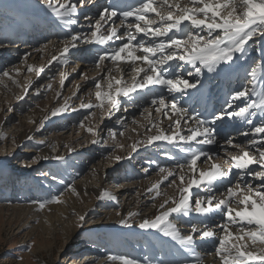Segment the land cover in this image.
<instances>
[{
    "label": "snow or ice",
    "instance_id": "1",
    "mask_svg": "<svg viewBox=\"0 0 264 264\" xmlns=\"http://www.w3.org/2000/svg\"><path fill=\"white\" fill-rule=\"evenodd\" d=\"M86 2L57 0L53 3V0H45V7L64 26H69L78 23V5L83 7ZM114 18L120 20L119 25H116ZM85 20H88L87 16ZM105 25H108L106 29ZM254 37L264 39V0H137L134 5L119 12L115 6L103 8L88 33L69 31L60 43L63 45L62 56L77 48L81 42L95 44L103 49L95 57L98 77L93 78L95 99L99 103L94 105L82 101L79 108L103 109L106 104L107 116L110 118L113 112L121 110V98L130 100L134 95L145 90L151 91L154 87L164 89L168 95H185L189 90L202 86L199 78L205 72H215L222 65L230 66L239 58L237 54L242 56L247 52L246 46ZM56 59V56H52L49 63ZM64 63L67 64V60ZM262 68L264 59L254 61L248 73L252 81L257 79V73ZM13 71L19 74L20 69L14 68ZM27 71H35L39 76L44 68L29 65ZM2 76L12 79L8 71H4ZM65 79V74L61 73V88ZM84 79H88L86 74ZM105 82L106 90L102 87ZM51 87V84L47 85V88ZM254 92V84L251 88L245 86L236 90L225 101V106L211 113L210 118L200 114L192 116L188 109L175 102L174 97L171 103L167 102L164 94L151 100L155 111L169 120L172 130L168 133L158 124H153L157 134L148 136L146 143L151 145L165 141L169 144L182 143L188 147L180 149L185 154L183 162L177 161L171 169H158L163 174L161 182L169 181L172 177L168 187H173L176 194L158 205V214L153 218L142 219L138 225L140 229L159 231L187 249L195 244L197 236L203 241L211 240L215 243V257L220 264H264V247L257 251L249 250L250 245H264V121L255 125L252 119L257 110L264 112V89L258 100L252 98ZM73 96H76V92ZM237 101L241 103L237 104ZM66 110L67 103L54 108L51 116ZM144 111L149 113L147 118L151 123L149 109L145 108ZM89 115L94 116L95 113L90 112ZM101 118H104L103 111ZM233 119H240L250 126L248 131L241 132L249 139L241 144L231 136H226L224 144L220 145L226 157L223 164L215 162L219 157L214 158L213 153L191 147L192 144L218 145L215 125ZM88 131L94 136L98 135L92 128H88ZM112 135L115 138V133ZM98 142V139L92 141ZM142 143H134L132 151L135 152ZM40 159L49 157H35L32 163ZM51 159L61 161L63 157L57 155ZM112 159L119 162L123 157L117 155ZM203 164L208 167L199 166ZM224 164L228 167H224ZM253 165L257 168H253ZM72 191L75 192V188ZM148 191L160 196V183L153 184ZM105 197L108 200L116 199L107 192L102 193L100 198ZM53 202L62 203L57 196L41 202L39 207L42 210L46 203ZM136 214L130 212L128 217ZM174 214L204 217L200 222L203 227L193 224L188 234H182L170 219ZM218 214L221 216L220 222L214 219ZM209 218H212L211 222ZM79 220L85 221V216L80 215ZM120 223L131 226L128 219H121ZM109 259H118L121 264H140L125 256Z\"/></svg>",
    "mask_w": 264,
    "mask_h": 264
},
{
    "label": "bare ground",
    "instance_id": "2",
    "mask_svg": "<svg viewBox=\"0 0 264 264\" xmlns=\"http://www.w3.org/2000/svg\"><path fill=\"white\" fill-rule=\"evenodd\" d=\"M56 2L57 0H53V3ZM60 2H65V0H60ZM33 13L35 17L32 15ZM36 19L40 21L47 20L48 22H54L56 19L52 11L45 7V0H0V80L2 82H8L13 86L22 78L24 81H27L25 83L21 81V88H23L22 94H26L25 89L29 90L30 88H36L37 90L39 89L38 92L41 96H45L43 99L40 98L41 100L37 101V103L34 102L35 104H30L29 102V107L27 106V109L23 107V102L21 105L18 104L17 100L20 98L14 100L13 91L6 89L5 92L1 94L0 143L4 144L6 141H10L13 147H17L18 144L19 146L22 145L21 148H23V151L31 150L29 147L36 146L39 150H35V155H33V151V158L49 157V159H40L39 161H41V163L33 166V169L38 171L39 169H44L43 166L50 168L48 175H51V179H45L43 181V187H45V184H51L54 196H59L62 201V203L47 205L42 210L38 205L34 206L35 210L32 211L34 216L33 219L38 217L40 221L43 222L44 228L59 229L67 235L68 231L71 229L76 233L77 226L81 225L82 222L79 220L78 215H84L85 219L89 220V218L95 215L94 212L96 210L99 209L100 212V210L103 209L101 210L103 215L100 217L105 215V218H103L105 220L97 222V225L92 224V228H88V230L85 231V236L79 233L82 227L76 234L78 236V241L83 242V247H86V250H88L85 254L86 259L84 258L85 260L82 264L91 262L94 264H121L120 260L119 262L112 261V259L109 258L116 256L126 257V255L129 256L128 252L138 250L137 246L142 240L143 235L148 237L147 239L149 242L147 245L156 247L160 255V250L164 248H167L168 252L178 248L180 250H185V253L195 261V264H220L219 259L215 257V252L212 250L215 247V243L211 240L203 241L199 239L198 242H195L193 248L187 249L175 240L170 243L163 240V234L159 231L153 229L144 230L138 227L142 219H151L155 214H158V205L162 203L164 199L176 194L173 187H168V183L172 177L169 178V181L161 182L163 174L158 172L160 167L171 169L174 168L176 164L166 161L161 162L160 157L154 152L150 153V159L146 161V156L137 152L138 149L147 144L146 141L148 136L157 134V128L154 127L150 129L149 127L152 124H158L159 120L156 115H152L150 123L147 118L149 116L148 112L144 114L138 106L129 104L125 99H122L123 103L121 110L113 112L110 118L107 116L106 123L101 127L98 135L92 136V134H90V136L87 137L89 133L88 128L95 130V128L100 125L102 118L100 116V121H98L97 124L96 122L93 123L98 116V108L94 107L91 110L80 109L79 105L82 101L85 103L91 102L94 105L99 103L95 99L96 89L94 87L95 80L93 79L97 78L93 76L97 70L90 71L88 66L84 63L81 64L79 70H76L77 64H74L71 58H63L57 60L45 72L43 71L40 73L39 76H37L35 71L28 72L27 67L29 65L34 68H39L43 66L52 53L55 52L53 48L56 41L44 44V38L41 34H28V29L35 24ZM249 43L255 47L254 52L256 54L264 49V39L254 37ZM45 45H48V47L45 48ZM248 46L249 44H247V47ZM26 57L27 59H25ZM263 58L264 54L261 59ZM65 60H67V64L64 63ZM14 68L20 69L19 74L13 71ZM4 71L10 72L12 79L3 77L2 73ZM61 73H64L66 76L63 88L60 86ZM84 74L87 75V80L84 79ZM13 80L16 82L14 83ZM32 82L33 84L30 86ZM77 83H79L78 92ZM49 84L52 85L51 89L47 88ZM0 87L5 88L2 84ZM102 87L106 90V82L102 84ZM58 92L60 93L59 96L56 95ZM74 92H76V96H73ZM174 96L175 94L173 93L167 97L169 103L173 102ZM10 97L12 98L7 99ZM22 97H24V95ZM19 102H21V100H19ZM65 103H67L66 111L57 116H51V111L54 108L62 106ZM14 106H18V112L24 113L21 115L11 114L9 110ZM73 109L76 110L73 111ZM106 110L104 111V115ZM90 112H94L95 115H89ZM75 113L84 114L82 118L83 127H76V125L71 124V126L68 125L67 128H62L60 123L65 118ZM45 116H48V119H45ZM85 116H88V119H85ZM118 117L120 120L127 123V125L120 128L121 121H117L116 119ZM56 120H62L61 122L58 121L56 124L59 130L70 129L75 135L71 132L66 134V132L48 131V128H55ZM8 122H10V125L12 124L13 127L11 134L5 133L3 130L4 125L6 127L9 126ZM161 122L165 126L167 125V122L163 119ZM42 132H48L51 135H42ZM113 133H115V138H113ZM36 134H40L39 140L34 139L33 135ZM92 139H98L99 142L93 143L91 148L86 150L87 152L83 157V161H81L80 158L71 161L69 157L75 153L85 152L83 149H80V147H82L83 144L89 145ZM137 141H142L143 143L133 152L131 146ZM118 145H123L124 147L121 148L118 147ZM17 148H11V151L8 153L6 152L4 159L1 160L0 167H2L4 171L10 170V164L7 165L6 161L18 157L17 152L20 149ZM70 148L71 151L69 150ZM55 149H57V151H55ZM230 150L235 151L233 149ZM129 154L132 156L130 161L126 160ZM57 155L63 157L65 163L68 164V171L66 173L64 171L61 177H55L56 171L50 167V165L56 166L55 168L60 166L58 164L60 161L51 159V157ZM117 155L123 157L119 162L112 159V157ZM0 157L2 158V155ZM163 158L166 160L165 157ZM225 158L224 153L216 160L218 163L223 164ZM43 161L47 162L48 166H45ZM5 165L6 167H3ZM199 166L203 168L208 167L207 165ZM224 167H228V165L224 164ZM73 169H75V173L77 172L79 175L86 178L84 183H78L76 185L79 179L73 177ZM67 174L74 179L72 185L68 183L70 177H66ZM137 177L139 179H136ZM63 180H66L64 184L61 183ZM58 183H60V185ZM155 183H160V196H156L154 191H148ZM177 183H179L178 180ZM13 185L14 184L10 185L9 189L15 187ZM110 185L114 187L109 188ZM7 186L8 184H6L4 188L7 189ZM33 188L39 189L40 187L34 185L31 189ZM72 188H75L76 191L73 192ZM104 192L114 195L116 199L108 200L106 197L101 199L100 197ZM165 193L167 195H164ZM11 198L12 196L8 197V199ZM70 201L73 203L83 201L91 203L92 201V203L90 207L79 209L77 212L74 210V206H70ZM108 202H111V207H113V210H109L112 212L116 211V215L112 216L107 211ZM121 203H123V206ZM29 206L30 208L33 207V205ZM94 206H96L94 208L96 209L95 211L91 209ZM13 208L22 210L18 213H22L25 216H27L30 210L26 209V206L23 205H19L18 207L13 206L12 209ZM72 209L77 212L78 215L72 214ZM130 212L137 214L129 218L128 213ZM18 213L16 214L18 215ZM170 218L174 220L173 223L178 226L182 234H188L190 232V226L193 224L198 227H203L200 222L204 217L197 218L194 214L190 219H187L185 224L178 222L179 218H177L175 214ZM121 219H128V223L131 226L122 225L120 223ZM214 219L216 222H220L221 216L218 214ZM94 220L97 221V219ZM211 220L212 218H209V222H211ZM92 231H95V234H89ZM58 234L60 233L57 232L54 235L55 238L60 236ZM96 235L100 238L101 244L92 245ZM261 247H264V245H250L249 250L257 251ZM86 250L84 249L83 253H85ZM166 258L168 257L164 258L161 256L159 259L165 261Z\"/></svg>",
    "mask_w": 264,
    "mask_h": 264
},
{
    "label": "rangeland",
    "instance_id": "3",
    "mask_svg": "<svg viewBox=\"0 0 264 264\" xmlns=\"http://www.w3.org/2000/svg\"><path fill=\"white\" fill-rule=\"evenodd\" d=\"M21 81H23L24 83L27 82L21 78L19 82L16 83V85L12 86L8 82L1 81L0 83L3 86H5V88L0 87V96L3 92H5L6 89L11 90L13 91L14 100H17L20 98L19 100H21V102L17 100L18 104L21 105V103L23 102L22 103L23 107L28 109L29 102L30 104H35L37 103V101L43 99L45 96H41L36 88H32V89L30 88L29 90L25 92L26 94H22L23 88H21L22 87ZM23 95L24 97H22ZM11 98L12 97L7 98V99H11ZM17 107L18 106H14L10 108L9 112L11 114H16V115L23 114L24 112H18ZM82 118L83 116L81 118H79L78 116H74L72 120V125H76V127L81 126L80 123L82 122ZM58 121L61 122L62 120H56L55 128H48V131L66 132V134H69V132H71L70 129L59 130L58 125H56ZM96 121H97V117L93 121V123ZM8 123L7 124L9 126L6 127L4 125L3 130L5 133L11 134L13 127H12V124L10 125V122ZM71 133L75 135L73 131ZM90 134L91 132L87 134V137H89ZM42 135H51V134L48 132H42ZM33 137L34 139L39 140L40 134L33 135ZM37 140L35 141L38 143H41L40 141H37ZM92 144H93L92 142H90L89 145L83 144V146L85 147L82 146L80 147V149H83V151L89 150ZM17 147H13L10 141H6L4 144L0 143V156L2 155V158L0 157V163H1V160L4 159V155L6 154V152L8 153L9 151H11V148L20 149L17 152V156H18L17 158L15 159L12 158L6 161L7 165L10 164L9 171H4L3 168L0 167V264H82L83 261L86 259L85 254L88 252V250H86L87 249L86 247L85 248L83 247L84 245L83 242L78 241V236L76 234L77 232L81 231L79 233L83 236L85 231L88 230V228H92L93 225H97L96 224L97 222L101 220L102 221L105 220L103 219L105 218V215L100 217L101 215H103L101 213L102 212L101 210L103 209H101L99 212V209L98 210L94 209L96 206L91 208L94 211L96 210L94 212L95 215L93 214L94 216H92V218H89V220L85 219L86 222L83 221L80 226H77L76 233H74L73 229H71L68 231L67 235H65V233L60 231L59 229L44 228V224L43 222L40 221V218L35 217L36 219H33L34 216H33L32 211L35 210L34 206L36 205L39 206L41 202H45V201L52 200L53 198H55L52 192L51 184H48V185L45 184V187H43V184H44L43 181L45 179H48V180L51 179V175H48L50 168L43 166L44 169H39L38 171H35L33 169V166H36L41 163V161L37 163H32V160H31L33 159L32 156L35 155V150L36 151L39 150V148H37L36 146L29 147L31 148V150L29 149L28 151H23L22 150L23 148H21L22 145L19 146L18 144ZM33 151H34V154H33ZM55 151H57V149H55ZM43 164L45 166H48L47 162L45 161H43ZM3 167H6V165ZM50 167L54 171H56L55 177L56 176L61 177V174H63L64 171L65 173L68 171V168L63 169L60 166H59L60 168L59 167L55 168L56 166H52V165H50ZM73 173H74L73 177L79 179L77 180L76 185L78 183H84V180H86L84 176L79 175L77 172L75 173V169H73ZM34 179L38 181L37 184L40 187L39 189H42V191H39L38 189L37 192L34 193L36 189L31 190L32 188L31 180H34ZM73 182H74V179L70 176V178L68 179V183L72 185ZM6 184H8L7 189L4 188ZM12 184H14L13 186L15 187H13L12 189H9L10 185ZM58 184L60 185V183ZM109 184H112V183H109ZM33 185H35V182H33ZM113 187L114 186L112 185L109 186V188H113ZM47 195L49 196L52 195V196L49 197ZM10 196H12V198L8 199V197ZM54 203L55 202L46 203L45 206L54 204ZM91 203L90 202L88 203V201L87 202L86 201L76 202V203H73L72 201H70V206L71 207L74 206L75 207L74 210L78 212L79 209H86L87 207H90ZM25 204L33 205V207L30 208L29 205H25ZM111 204H112L111 202H108L107 211L113 216V215H116L115 213L117 212L110 211V210H113V207H111ZM121 204L123 206V203ZM19 205L26 206V209L31 210V211L29 210V212L27 213V216H25L22 213H18L22 211L18 208L12 209L13 206L18 207ZM74 210L72 209V214L78 215L77 212H75ZM16 213H18V215ZM79 216L80 215H78V217ZM93 218L97 219V221H95ZM99 218H102V219H99ZM81 227L82 229L79 230ZM57 232L60 233L58 234L60 236L58 238H55L54 235ZM84 249L86 250L85 253H83ZM112 261L119 262L118 259H112ZM137 261H139L140 264H145L149 262H151L149 264H160L158 260L157 261L147 260V259H144L143 256L142 257L140 256L137 259ZM91 263L94 264L93 262ZM91 263H88V264H91Z\"/></svg>",
    "mask_w": 264,
    "mask_h": 264
}]
</instances>
